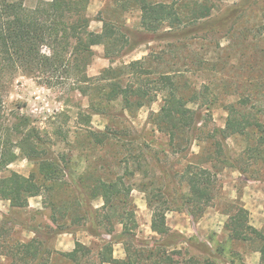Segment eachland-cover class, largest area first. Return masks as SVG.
I'll return each mask as SVG.
<instances>
[{"label":"trees","instance_id":"obj_1","mask_svg":"<svg viewBox=\"0 0 264 264\" xmlns=\"http://www.w3.org/2000/svg\"><path fill=\"white\" fill-rule=\"evenodd\" d=\"M103 1L105 8L97 19L102 30L96 33L91 31L92 21L87 16L90 0H52L41 2L34 9L27 8L23 0H0V134L8 139L0 146V197L9 201L12 208H20L31 198L45 196L50 201V220L56 228L52 238L73 234V227L83 225L88 226L86 231L91 237L100 241L96 250L77 242L73 251L54 254L48 252L39 237L27 242L5 239L1 241L0 257L10 264H55V261L59 264H215L218 258L207 244L171 234L167 214L185 210L196 221L214 200L216 177L223 169H234L242 175L256 168L264 170V116L246 114L241 109L248 103L241 101V109L234 104L224 106L228 112L224 129L208 128L202 111L214 108L218 100L203 102L201 92L187 88L181 82V70L165 68L168 65L166 54L179 52L193 35L199 39L200 35L216 31L218 24L234 25L236 17L246 7L237 5L222 12L221 17H215L217 11H222L223 6L219 5L222 0ZM136 11L140 13L141 30L134 33L140 41L132 44L126 16ZM149 36L152 38L145 39ZM152 43L167 46L157 54L151 49L140 60L114 66L139 46ZM99 46L104 48L111 66L97 77H89L94 48ZM20 76L47 89L68 85L69 96L88 100L87 108L81 104L75 107L76 125L84 134L83 145L89 150H119L128 141L129 145L139 144L142 154L128 158H118L115 154L112 162H98L89 166L84 174L74 176L71 157L58 159L49 151L48 158L46 152L41 153V146L45 144L30 118L17 114L12 127L1 124L5 94ZM158 100L162 102L161 108L150 115L149 121L168 138L171 153L186 159L192 155L195 144L203 147L199 162L187 165L177 182L178 175L171 174L175 165L168 169L156 160L161 175L160 188L154 184L142 187L147 206L153 213L151 230L162 240L141 241L136 234L139 226L131 200L134 187L127 180L136 177L144 164L148 166L149 163L136 160L146 158L150 146L143 141L144 136L134 130L130 139V134L128 137L123 134L126 130L123 126L96 131L92 129V122L95 116L127 122L126 114L134 118ZM116 105L120 107L119 113L114 112ZM193 105L198 108L192 109ZM232 137L242 138L246 145L237 158H233L227 144ZM12 147L37 162V177L25 178L17 173L2 176L15 158ZM130 159L137 163L133 170L129 168ZM116 169H123V174L115 172ZM170 186L175 189V197L168 192ZM184 187L187 192L182 193ZM64 193H69V199L59 198ZM98 200L103 206L96 209L92 203ZM232 208L234 212L226 226L229 240L254 247L264 264V229L250 225L245 208L238 204ZM118 226L121 232L114 233ZM2 232L0 226V236ZM183 243L205 258H186L175 249ZM116 244L124 247V260L114 258ZM223 251V248L217 250L219 254Z\"/></svg>","mask_w":264,"mask_h":264},{"label":"rangeland","instance_id":"obj_2","mask_svg":"<svg viewBox=\"0 0 264 264\" xmlns=\"http://www.w3.org/2000/svg\"><path fill=\"white\" fill-rule=\"evenodd\" d=\"M23 1L27 8L34 9L41 2H51L52 0ZM150 1L171 2V0ZM219 5L223 6L222 11H217L215 17H221L224 14L222 12L237 5L246 8L238 15L239 17H236L234 25L218 24L217 32L200 35L199 39L194 37L195 35L191 36L188 41L183 43L185 45L179 52L173 53L167 50L168 65L165 67L173 68L174 71L181 70L183 73L181 82L186 84L190 90L201 92L203 102L218 100V104L214 108L210 110L204 108L202 111L203 122L210 129H224L228 118V112L224 106L234 104L241 109L239 106L241 101L248 103L245 109H241L246 114L264 116V0H222ZM104 8L103 0H90L87 16L92 21L91 31L99 33L102 30V24L97 19ZM126 20L128 31L133 37L132 44H137L140 37H137L134 32L141 30L140 13L136 11L128 14ZM151 38L152 36H149L145 39ZM166 46V43L139 46L125 56L122 61L116 62L114 66L140 60L146 57L151 49H154L157 54ZM44 52L49 53L47 49H44ZM94 52L93 64L88 69L89 77H97L102 70L111 66L105 58L103 47H95ZM227 82L228 86L225 85ZM68 89V85L47 89L32 79L18 77L5 94L3 105L5 114L1 124L12 127L17 114L30 118L45 144V146H41V153L46 152L45 156L48 158L49 154L58 159H62L63 156L71 157L72 174L76 177L84 174L89 166L92 167L98 162H112L115 154L118 158H128L132 155L135 157L142 154L139 144L129 145L128 141H125L124 147L119 150L113 148L91 151L87 145H83L84 134L79 131L76 125L77 109L75 106L81 104L83 108H87L88 100L79 96L75 98L69 96ZM161 105V100H158V102L142 109L134 118L126 114L127 122L110 121L107 117L101 116H95L92 122V129L96 131L123 126L126 128L125 131L123 130V134L127 137L130 134V139L133 138L131 134L134 130L137 134L143 135V141L145 140L150 146L149 155L142 160H136L137 163L147 162L148 166L143 163V170L136 177L127 180L128 184L134 187L131 200L136 208L139 226L136 234L141 241L162 240L151 230L153 213L147 206L145 189L142 187L143 184H154V187L160 188L161 175L155 165L156 160H160L168 169L175 165L171 174L178 175V178L175 179L177 182L187 165L199 162L198 158L203 147L198 143L195 144L191 150L192 155L187 156L186 159L179 158L180 155H173L168 147V138L160 134L149 121L150 115L159 112ZM191 107L192 109L198 108L196 105ZM114 112H120L118 105L115 106ZM6 140H8L7 137L0 134L1 147ZM15 140L12 141V144ZM227 144L233 158L240 156L246 147L240 137L230 138ZM10 149L15 158L2 176L7 177L11 173H17L25 178L37 177V162L28 159L16 147ZM136 162L130 159L128 162L130 170H133ZM123 168L125 169V165ZM252 170L256 173L251 171L247 175H242L234 169H223L216 177L214 200L205 207L203 215L198 220H193L185 210L167 214V226L170 228L171 234L175 235L174 237L182 235L185 240L197 239L207 244L218 258L215 264H262L260 253L248 244L229 240V232L226 228L229 218L234 212L232 207L238 204L249 212L251 226L258 230L264 229V170L260 168ZM119 171L123 174V169H116L115 172ZM174 191V187L170 186L168 192L173 197H175ZM181 192H187V188L184 187ZM59 198L69 199V193L60 194ZM92 205L99 209L103 203L98 200ZM50 216V201L45 196L31 198L27 205L20 208H12L9 201L0 197V226L3 230L0 236V246L1 241L5 239L27 242L39 237L46 244L48 252L54 254L73 251L77 242L94 248V250L97 249L100 241L88 234L86 231L88 226L76 225L73 227V234H61L52 238L56 228L52 224ZM113 232H121V227L118 226ZM104 239L109 240L110 237L104 236ZM219 248H223L222 254L217 252ZM175 249L183 252L186 258L192 256L205 258L199 251L185 243L179 244ZM125 257L124 247L116 244L114 258L124 260ZM54 263L59 264L56 261ZM0 264L10 263L6 258L0 257Z\"/></svg>","mask_w":264,"mask_h":264}]
</instances>
